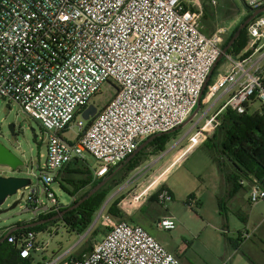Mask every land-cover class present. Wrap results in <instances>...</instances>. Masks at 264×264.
Returning a JSON list of instances; mask_svg holds the SVG:
<instances>
[{"label": "built area", "instance_id": "built-area-1", "mask_svg": "<svg viewBox=\"0 0 264 264\" xmlns=\"http://www.w3.org/2000/svg\"><path fill=\"white\" fill-rule=\"evenodd\" d=\"M242 1L251 11L264 6V0ZM210 3L217 6L216 0ZM202 17L192 0H0V101L16 104L49 132L41 139L46 159L37 177L53 203L48 213L64 208L48 188L56 172L90 155L98 162L93 178L104 177L144 140L183 127L205 89L209 102L228 86L237 87L202 127L195 124L189 130L184 153L197 147L204 134L217 131L226 110L242 115L252 102L264 106V67L251 62L264 48V13L247 25L252 53L242 60L224 55L229 68L204 91L222 58L226 30L206 35ZM104 83L114 87L112 98L84 121L82 112ZM77 116L79 134L68 141L63 133ZM247 179L249 204L264 202V189ZM30 187L26 206L44 208L40 187ZM156 201L166 206L172 201L170 191L161 188ZM98 220L105 229L100 241L63 264H179L142 226L115 220L105 208ZM157 228L172 231L176 224L165 217ZM8 241L23 260L39 250L32 233Z\"/></svg>", "mask_w": 264, "mask_h": 264}, {"label": "rangeland", "instance_id": "rangeland-1", "mask_svg": "<svg viewBox=\"0 0 264 264\" xmlns=\"http://www.w3.org/2000/svg\"><path fill=\"white\" fill-rule=\"evenodd\" d=\"M192 1L203 11L201 19L203 33L209 35L217 29H225L223 42L249 12L242 0H216L217 6L215 7L211 5L210 0ZM193 9L198 8L193 6ZM245 38L249 44L248 36L245 35ZM248 46L247 51L252 53V50H248ZM263 51L264 49L256 56ZM228 68V63L223 58L213 74L211 83L216 79L218 73L225 72ZM114 91L112 84L104 83L100 92L90 100L89 105H93L99 110L112 98ZM214 98L208 104L201 105L189 123L177 131L167 134L166 138L169 140V144L165 146V159L173 152V150L170 151L173 146H175L174 150L186 146L187 137L185 135L195 124L198 128L202 127L206 119L224 105L223 99L216 101ZM259 107L260 105L256 104L252 112L258 110ZM196 110L197 107L193 113ZM78 121L79 117L77 116L71 127L63 133L66 140H76L79 134L76 127ZM11 124L15 127V137H12L9 131ZM196 127L193 131H196ZM227 131L225 128L222 129L216 140H214L215 132L204 134L201 143L186 157L180 159L176 163L178 165L171 172L164 174L166 176L162 185H168L174 192V199L171 202L166 206H161L155 201H151L150 198L153 195L154 198L157 197L160 191V188L156 187L145 197L139 199L138 203H135L136 207L130 209L129 217H124L122 220L142 226L155 239L164 243L167 249L177 254L181 264H264V202L255 206L249 204V180L240 178L244 180V184L238 190L237 200L231 203L225 199L221 206L222 208L225 206V210H220L214 200L215 190H212V185L217 174L220 153L223 150L221 143L226 140ZM48 134L49 132L45 131L38 121L23 114L16 104L0 101V142L24 162V166L17 171L0 166V176L29 178L34 187H40V193L43 194L42 205L52 209L53 203L44 195L43 186L37 180L39 170L44 166L46 159V145L41 139H46ZM34 135L37 136L36 140L33 139ZM151 162L145 164L140 170L130 173L110 196L121 187L122 191L107 201L109 196L102 203L100 209L105 206L106 212L115 220H119L108 212V208L115 204L114 202L120 194H122V198L130 195L135 198L147 188L149 185L148 167ZM162 162L159 163V166ZM221 165L227 171L236 174V170L227 158H222ZM97 166L98 162L90 155H86L83 162L70 166L69 171L72 174L63 173L58 179L56 178V181L48 186L56 196V202L64 207L71 200L74 202L87 192L89 186L78 185V189H75L76 187L64 182L63 179L71 180L74 183L89 181L90 172H93ZM56 173L58 174V172ZM59 183L64 187V192ZM31 189V187H27L20 190L17 194L8 197L0 206V236L10 230L11 223L5 219L26 208V200ZM22 193H24V198L20 201ZM193 196L200 201V206H195ZM17 201L19 204L16 208L10 209ZM118 205L119 203L115 205V208L120 210ZM167 207H170V215L175 219L176 228L170 232L159 231L153 226L158 217L166 212ZM98 213L99 211L94 219V221L97 219L95 224L82 234L70 232L62 222L47 225L45 232H36L34 243L39 247V250L32 251L33 261L31 264H47L49 262L63 264L72 256L76 257L84 251H88L93 244L100 241L105 231L98 220ZM32 218L30 214H26L19 219L28 221ZM245 227L249 233L253 234V237L241 248L239 247L240 249L235 250L232 241L238 242V233Z\"/></svg>", "mask_w": 264, "mask_h": 264}, {"label": "trees", "instance_id": "trees-1", "mask_svg": "<svg viewBox=\"0 0 264 264\" xmlns=\"http://www.w3.org/2000/svg\"><path fill=\"white\" fill-rule=\"evenodd\" d=\"M250 15V13L246 14L244 18L239 22V24L234 28L232 33L223 43L222 49L231 40L240 24H242ZM245 35H247V26L242 30L239 37L227 51V56L242 60L247 58L251 54L250 51L244 52L248 46ZM237 56H239V58H237ZM223 58L224 57H222V59ZM222 59L219 60L216 66H218ZM205 93L206 89L203 92L200 104L205 96ZM224 128L228 131L226 140L221 143L223 150L220 154L222 158L226 157L236 170V174L232 173L230 176H227L224 174L222 167L219 166L220 172L222 173L225 181L228 183H232L235 189H237L241 188V186L239 185L240 178H253L264 189V106L260 105L259 109L254 112L250 111V108L248 106L246 108V112L242 115L236 114L230 110H226L221 115V125L214 135V140L218 139L221 130ZM65 132L66 131H64V133ZM166 136L167 135L164 134L158 138H155L149 145L157 144L161 141V143L158 144L156 150L160 152L165 151V146L168 143ZM141 153L142 151L139 152L131 161L126 163L122 168L121 166L123 165V163L116 168L109 170V172L102 178L93 180L92 172H90L91 177L89 181L74 183L71 180H63L64 182H67L70 185L76 187L75 189H78V185L89 186L90 188L80 198L61 209V212L76 204L102 180L110 178L98 192H96L92 197L82 203L77 209L67 213L61 220L41 225L32 229L13 232L3 243L0 244V264H30L28 263V259H21L18 256L17 250L15 249L14 245L9 243L8 240L12 236H16L18 238V236L27 233L35 234L38 231L44 232L47 229L45 228L47 225H52L57 222H62L65 226L68 227L70 232L82 234L83 232L87 231L92 225L102 203L111 195L115 188L119 187L126 180L130 173L135 171L140 166L141 163L138 160V157L139 155H141ZM73 164H76V162H71L62 170H64V172L68 174H72V172L69 171V168ZM117 169H119L118 172L114 174ZM59 185L61 189L65 191L64 187L60 183ZM122 197L123 196L121 195L116 198L114 202L115 204L108 208V212L119 218V221H122L125 216L120 210H117L115 208V205L119 203V200ZM150 200L156 202V196L154 198L153 195ZM55 215H57V213L46 212L42 213L40 217L41 219H50ZM3 237L4 235L0 236V239ZM80 256L81 254L77 257Z\"/></svg>", "mask_w": 264, "mask_h": 264}, {"label": "crops", "instance_id": "crops-1", "mask_svg": "<svg viewBox=\"0 0 264 264\" xmlns=\"http://www.w3.org/2000/svg\"><path fill=\"white\" fill-rule=\"evenodd\" d=\"M203 29V27H202ZM214 33V32H213ZM211 33V34H213ZM209 34V35H211ZM264 49V48H263ZM244 52H247V49L244 51ZM264 52V51H263ZM261 53L260 55L256 56V54L260 53H256L252 59H251V62L252 63H258L260 66L264 67V53ZM217 69V66H215L211 76H210V79H209V82L207 83L208 85L211 84V80H212V77H213V74L215 73V70ZM223 73V72H222ZM218 74H221V73H218ZM215 81V80H214ZM213 81V82H214ZM212 82V83H213ZM236 85H230L228 86L226 89L220 91L217 96L215 97L216 98V101L220 100V99H223L224 100V103L226 102L227 98L229 97V95L231 93H233L235 90H236ZM214 98V99H215ZM211 101V100H210ZM209 101V102H210ZM209 102H206L205 99L203 98L202 99V102H201V105H204V104H208ZM255 102H253L251 105H249V108H250V111L253 110V107L257 104H254ZM201 108V107H200ZM189 132V131H188ZM216 133V132H215ZM188 134V133H187ZM187 134L185 135V137H187ZM167 135V134H166ZM184 137V138H185ZM168 140V139H167ZM145 141V140H144ZM143 141V142H144ZM208 141V140H207ZM151 143V142H150ZM149 143V144H150ZM161 143L158 142L157 144H152V145H147L143 150H142V153L141 155H139L138 157V160L140 161V166L136 169L137 171L140 170L145 164H147L148 162L152 161L151 164H149L150 166L148 167L149 169V175H148V182H149V185L147 186V188L144 190H148V192H150L152 189L156 188V187H159V188H166L170 191L171 195H172V200L174 199V192L171 190V188L166 185V184H163L162 185V182L164 180V174H168L169 172L172 171V169H174L178 164H176L180 159H183L184 157H186L192 150H194V148L187 152V153H184L185 151V148L187 146H184L182 148H179L177 150H174L175 149V146H173L171 148L170 151L173 150V152L171 153L170 156H168V158L165 159V151L163 152H160V151H157L156 148L158 147V144ZM169 144V140H168V143L167 145ZM226 158V157H225ZM162 162V164H160L159 166V163ZM73 162H76V161H73ZM219 164L217 166V174H216V177L214 179V183L212 185V190H215L214 193H213V196H214V200L216 201V204L218 206V208L220 210L224 209L225 210V206L224 208H222V204L223 202L225 201V199H227L229 202H233L234 200H237L236 197H237V193H238V190L241 189V188H237L235 189L234 185L232 183H228L225 181L222 173L220 172V167H222L223 169V172L225 175L227 176H230L232 174V172L230 171H227L223 165H221L222 163V157H220L219 159ZM80 162H76V164H78ZM230 163V162H229ZM176 164V165H175ZM231 164V163H230ZM175 165V166H174ZM233 167V166H232ZM234 168V167H233ZM235 169V168H234ZM63 173H66L64 172V170L58 172L57 174V179L59 178V176ZM68 174V173H67ZM92 177H93V172H92ZM66 178H69V177H66ZM64 181L65 180H68V179H63ZM94 180V178H93ZM156 182V183H155ZM61 188V187H60ZM63 191V190H62ZM122 191L121 190H117L115 193V195L119 194L120 192ZM64 192V191H63ZM146 193V194H147ZM112 194V195H113ZM145 194V196H146ZM122 194H120L119 196H121ZM118 196V197H119ZM144 196V197H145ZM194 199V204L195 206H200V201L198 199H196V197H192ZM132 196H124V198L120 199L119 200V205L118 207L120 208V210L123 212L124 216L125 217H129V213H130V209H132L133 207H136L135 204H133L132 202ZM73 201L71 200L70 203L68 205H70ZM157 203V201H156ZM158 204V203H157ZM67 205V206H68ZM66 207V206H64ZM170 207L166 208V212L162 215H160L158 217V219L156 220V224L153 226V227H156L157 230L159 231H164L162 229H158L157 228V224L158 222L165 218V217H170V218H173L171 215H170ZM175 221V219H174ZM130 224H133V223H130ZM137 225V224H136ZM152 229V228H150ZM147 231V230H146ZM45 232V231H44ZM148 232V231H147ZM170 232V231H168ZM149 233V232H148ZM150 234V233H149ZM34 235V234H33ZM251 237H253V234L252 233H249V231L247 230V228L245 227L244 229H242L239 233H238V242H234L232 241V245L234 246L233 248L235 250L237 249H240L241 246H243L244 244L247 243V241H250L251 240ZM36 240V236L34 235V242ZM164 247L165 249L172 255L176 256L178 259H179V264H181L180 262V257L171 252L169 249L166 248V246L164 245V243H162L161 241H159ZM240 247V248H239ZM34 251V250H33ZM87 252V251H84V253ZM83 254V253H82ZM81 254V255H82ZM32 253H31V256L30 258L28 259V263L31 264V262L33 261V257H32ZM79 256V255H78ZM75 257V256H74ZM77 257V256H76Z\"/></svg>", "mask_w": 264, "mask_h": 264}, {"label": "water", "instance_id": "water-1", "mask_svg": "<svg viewBox=\"0 0 264 264\" xmlns=\"http://www.w3.org/2000/svg\"><path fill=\"white\" fill-rule=\"evenodd\" d=\"M249 12H251V15L242 23L240 24V26L238 27V29L236 30V32L234 33L233 37L231 38V40L227 43V45L222 49V56L226 55L227 51L231 48V46L233 45V43L235 42V40L239 37V35L241 34L242 30L250 23L251 20H253L255 17L261 15L264 13V6L260 9H257L255 11H251L248 10ZM213 70L210 72L205 86L203 88V91L207 85V83L209 82L210 76L212 74ZM201 104L199 103L197 105V110L190 116V118L185 122L184 125H186L187 123H189L192 118L196 115L197 111L200 109ZM97 108L93 105H88L87 108L82 112L81 117L84 121H90V119L94 118L95 115L97 114ZM179 128H176L175 130L168 132L169 133H173L175 131H177ZM9 131L12 137H15V127L13 124H11L9 126ZM33 131V130H32ZM164 134H156L154 136L149 137L148 139H146L144 142H142L139 147L136 149V151L129 156L125 162H123V165L121 166V168L128 163L129 161H131L139 152H141L150 142H152L155 138H158L160 136H162ZM33 139L36 140L37 136L34 135ZM0 166L2 167H7L13 171H17L20 168H22L24 166V162L21 160V158H19L17 155H15L10 149H8L5 145H3L0 142ZM120 169V168H119ZM117 169L114 174H116L118 172ZM113 174V175H114ZM108 179H104L102 180L98 185H96L94 188H92L82 199H80L76 204H74L73 206L67 208L66 210L60 212L59 214L55 215L54 217L50 218V219H43V220H39L36 222H31L33 219L37 218L40 214V212H44L46 213L48 211L47 207H44L42 209L38 208L36 210L31 209L29 206H26V208H24L21 211H18L12 215H10L7 219H5V221H9L10 224V230L4 235L3 238L0 239V244L3 243L8 236H10L13 232L15 231H19V230H27V229H32L41 225H45L48 224L50 222L53 221H58L61 220L65 214L74 211L75 209H77L82 203H84L86 200H88L90 197H92L96 192H98L109 180ZM32 185V181L29 178H22V177H2L0 176V206L5 202V200L10 197L13 196L15 194H17V192L19 190H22L24 188L30 187ZM121 188H119V190H121ZM118 190V191H119ZM115 194H113L112 196H110L108 200H110L112 197H114ZM19 204V201L15 202L10 209H14L16 208V206ZM103 208H105V206H103ZM102 209V208H101ZM26 214H30L33 218L25 221V220H20L19 218L23 217ZM97 220V219H96ZM96 220L93 222L92 226L95 224ZM23 223V224H21ZM21 224V225H19Z\"/></svg>", "mask_w": 264, "mask_h": 264}, {"label": "flooded vegetation", "instance_id": "flooded-vegetation-1", "mask_svg": "<svg viewBox=\"0 0 264 264\" xmlns=\"http://www.w3.org/2000/svg\"><path fill=\"white\" fill-rule=\"evenodd\" d=\"M248 13L251 14V12H248ZM60 212H61V210L58 211L57 214H59ZM40 215H41V214H40ZM40 215H39L37 218L33 219L31 222H36V221H39V220H43V219H41ZM65 215H66V214H65ZM65 215H64V216H65ZM53 222H55V221H53ZM50 223H51V222H50ZM21 224H23V223H21ZM21 224H19V225H21ZM48 224H49V223H48ZM23 230H25V229H23Z\"/></svg>", "mask_w": 264, "mask_h": 264}, {"label": "snow or ice", "instance_id": "snow-or-ice-1", "mask_svg": "<svg viewBox=\"0 0 264 264\" xmlns=\"http://www.w3.org/2000/svg\"><path fill=\"white\" fill-rule=\"evenodd\" d=\"M64 19H67V17H64Z\"/></svg>", "mask_w": 264, "mask_h": 264}, {"label": "bare ground", "instance_id": "bare-ground-1", "mask_svg": "<svg viewBox=\"0 0 264 264\" xmlns=\"http://www.w3.org/2000/svg\"><path fill=\"white\" fill-rule=\"evenodd\" d=\"M156 183V182H155Z\"/></svg>", "mask_w": 264, "mask_h": 264}]
</instances>
